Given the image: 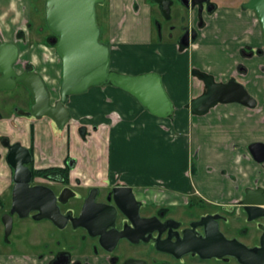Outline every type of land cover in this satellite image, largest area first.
Masks as SVG:
<instances>
[{"label":"crops","instance_id":"obj_1","mask_svg":"<svg viewBox=\"0 0 264 264\" xmlns=\"http://www.w3.org/2000/svg\"><path fill=\"white\" fill-rule=\"evenodd\" d=\"M248 1L214 0L215 12L204 16L205 26L197 42L181 50L173 41L160 42L154 37V8L147 0H111L107 25L112 45L111 69L133 76L160 74L175 107L172 117L158 119L130 94L107 86L73 96L68 105L72 122L82 120L87 127L94 122L100 127L92 134L97 137L92 146L83 145L73 126L70 132L55 135L47 119L16 117L26 121L27 127L10 136L27 148L34 147L38 168L61 166L70 156L79 161L74 176L126 182L140 199L159 206L183 202L195 193L215 201H229L242 198L249 189H264V166L246 150L251 142H264V112L239 104L218 105L204 115L194 114L191 109L192 101L203 92L201 81L193 78L202 56L232 61L216 79L212 70L204 69L203 73L219 82L236 75L240 64L246 65L249 75L240 80L251 95L264 96V88L250 81L258 77V67L264 61L239 60L241 53L261 48L264 40L255 13L241 8ZM26 4V0H0V32L6 42H15L17 31L24 30ZM189 12L194 25L196 11ZM157 50L165 59L155 68L149 60ZM176 51L180 53L177 58ZM184 78L185 85L181 83ZM0 135L7 136L2 132ZM7 187L8 182L0 178V192Z\"/></svg>","mask_w":264,"mask_h":264},{"label":"flooded vegetation","instance_id":"obj_2","mask_svg":"<svg viewBox=\"0 0 264 264\" xmlns=\"http://www.w3.org/2000/svg\"><path fill=\"white\" fill-rule=\"evenodd\" d=\"M108 1L110 3V0H107L106 3ZM150 1L154 3L153 8H158L160 16L164 20H172L173 8L176 6L174 0H169L172 3L170 6L169 17H165L159 4L153 0ZM177 1L182 5L184 10L183 14H178L176 9L174 10L177 25H171L170 32L164 34L161 21L154 17V27L158 41L161 42L165 39L167 41H173L178 45L179 49L186 50L197 42L199 31L205 26L204 16L213 15L216 5L214 0H208L207 2L198 4L193 8L191 7L192 0H189L188 2L190 7L186 6V0ZM99 6H97V8ZM134 6L136 8L135 10H137L138 7L136 5ZM214 6L215 9H213ZM191 9L196 11L197 22L194 25L191 24L190 19L189 10ZM36 11L39 14L37 7ZM208 11H212V13H208ZM38 14L35 13V15ZM97 18L99 22L98 10ZM259 23L261 25L260 21ZM32 24L33 23L30 20H26L24 30L22 28L17 31L15 42H6L3 38V34L0 32V45L3 43L16 44L19 48L20 58L14 66L15 72L18 75H21L23 72L28 71L30 67H33L34 72L38 73L43 78L47 85V89L51 93L47 84L48 79L36 69L32 62H23L21 59L23 53L22 45L27 47L33 45L30 44L29 37L30 30L34 28ZM194 30L197 31V39L195 41H190V46L188 48L182 47L180 41L184 39L187 33H189L191 39ZM41 32H48L49 35L46 40L50 46L56 50V46L51 44V42L55 40V36L47 27L46 16L45 26L38 29V33L41 34ZM26 34H28V36H26ZM102 39L101 41L108 44L112 51L111 43H107ZM241 56L244 57L245 60L258 58L264 61V40L261 48L251 51L247 50L241 53ZM20 65H22V70L18 69ZM258 71V77L255 79L250 78V81H253L256 85L264 88V63L259 65ZM196 72L197 74L194 73L195 77L204 82L207 91L209 86L207 85L206 80L200 79L199 74H204L206 79L212 78L217 84H227L231 81H237L243 84L251 95L246 83L243 80H240V78L242 79L249 75V69L244 64H240L238 66L237 74L231 76L226 81L219 82L206 73L198 70ZM1 76L0 73V77ZM20 86L23 87L22 84H17L14 90L18 89ZM3 91L6 90H0V92ZM25 91H27L28 95L32 97L27 89ZM251 96L257 103L256 107L252 110L264 112V96ZM32 100L33 103L30 105V111L27 112V114H25L26 112H24V114H19L18 111L17 116L20 115L19 117L34 119L35 121L47 119L50 121V124H53V126L57 128L54 121L49 117L36 119L31 116V110L35 104L33 97ZM59 100L60 98L53 100V94H51L50 105L54 106ZM69 103L65 105L67 109ZM218 105L228 104H217L216 106ZM1 117L0 114V118ZM72 120L73 118L71 114L69 122L65 125L64 129H59V133L65 131L70 132V128L74 123L76 133L79 135L85 146L88 142V137L92 135L90 132L97 133L100 130L98 125H93L92 131H90V129L82 122H72ZM31 129V131L34 130L33 126ZM54 131L53 128V132ZM5 138L9 140L10 145L20 143L25 147L21 142L12 141V139L6 135H0V149L3 148L5 151L3 155L0 153V178H3L8 182L6 191L0 192V260L1 257L15 258L21 256L13 253L9 254L12 250L10 248L13 246L15 247L14 250L20 253L21 251H25V247L35 248L37 250L36 252H31V254L24 253L21 257L20 260L27 264H93L94 262H96V264H264V189L262 188L258 187L255 189L263 190L262 197H259V200L262 201L263 204L258 206H247L245 204L247 199V193L245 192L242 198L229 201H215L202 197L199 193H195L187 197L183 202H168L161 207H155L154 204L140 199L135 194L133 188L126 182H113L110 179L96 181L93 177L87 179L88 177L82 175L74 176V171L79 169V161L76 158L68 156L64 159L61 166L38 168L36 166L34 147H29L28 149L33 158L32 162L27 165L32 174L31 187L45 186L51 189L57 197V206L63 216H69L76 219L84 215L82 219V227H79L78 229L72 227L70 221L71 218L68 219L66 224L59 227L48 219L36 220L35 216L39 214V211L32 210L25 218L20 217L18 214L11 213L15 172L7 162V156L10 149L4 145L3 140ZM254 143L264 144L263 141L249 143L246 146V150L250 156L251 153L249 151V146ZM251 158L255 161L252 156ZM3 162L5 165L2 164ZM258 164L264 166V163ZM4 171L6 172V175H4ZM93 182L96 184L92 185ZM125 188H130L132 190L134 198L139 204L137 212L141 223H138L137 225H135L130 218H134L135 213L137 212L136 209L132 207L128 194L118 193L123 207L122 209L117 207L113 200L114 190ZM91 196H94L96 203L101 204L104 207L100 206L88 211L86 204H88L87 201ZM250 198L251 200H255L253 196ZM74 199L79 200L78 208L69 207L71 201ZM148 209L150 212H147ZM151 209L155 210V212L152 213ZM112 211L114 212V219H112L111 222L108 219L107 214ZM8 216L12 219V230L7 236V227L4 218L9 221V218H7ZM153 218L157 223H145V220ZM29 221H31L36 228L29 229L27 227L28 225L25 224ZM142 221H144V223H142ZM19 225H23V236H25L27 240L28 238L30 239V237H33L32 242L27 241L28 243H25L23 239H18L17 241L20 243V246L19 244L14 243L13 237L18 236V234L15 235V231L19 229ZM44 225H48L49 228L53 230L46 231L43 228ZM109 225L110 227L107 228ZM89 227L97 232L96 236L91 235L88 230ZM56 231L64 234L62 239H59V237L56 238V240L54 239ZM42 246L44 248L46 247V250H41L39 248ZM202 246L210 254L209 256H202L199 254V250ZM50 247H52V249ZM2 251L9 255H1Z\"/></svg>","mask_w":264,"mask_h":264},{"label":"water","instance_id":"obj_3","mask_svg":"<svg viewBox=\"0 0 264 264\" xmlns=\"http://www.w3.org/2000/svg\"><path fill=\"white\" fill-rule=\"evenodd\" d=\"M107 0H46L45 16L49 31L55 36L51 42L56 46V53L62 61V82L59 89L60 100L54 106L50 105L51 93L43 78L30 67L28 71L18 75L14 66L19 61L20 52L16 44L3 43L0 45V90L15 89L17 84H22L34 98L35 104L31 110V116L36 119L43 117L51 118L58 129H64L69 122L71 113L65 105L73 96L87 94L92 88L111 86L120 89L134 98L152 116L158 119H168L175 111L164 87L163 78L160 74L152 72L142 75L120 74L111 69V47L102 42V30L97 18V6L104 5ZM160 5L165 17H169L171 1L153 0ZM186 6L190 7L186 0ZM208 0H192L191 7L195 8L198 4H203ZM215 9V6L214 8ZM242 9L255 13L261 22L264 35V0H249L242 5ZM212 13V11H208ZM197 39V31L192 32L190 39L187 33L180 45L184 48L190 46V41ZM200 79L206 80L209 89L203 96L196 98L191 109L194 114L204 115L217 104H239L248 108L256 107L255 99L249 94L246 87L237 82L231 81L227 84H217L212 78H207L204 74H199ZM4 145L10 149L7 162L14 169V189L12 214H18L25 218L32 210L39 211L35 216L36 220L48 219L57 226L62 227L66 224L69 216H63L57 206V197L51 189L45 186L31 187L32 174L27 167L33 158L28 148L20 143L9 144V140H3ZM251 156L258 163H264V144L254 143L249 146ZM73 166V165H72ZM118 193L128 194L133 208L138 211L139 204L136 202L130 188L115 189L114 203L122 209ZM247 206L262 205L259 200L263 190L246 191ZM255 200H251L250 197ZM258 199V200H257ZM86 208L104 207L95 202L94 196L87 201ZM114 211V210H113ZM107 214L112 222L114 212ZM71 218L72 227L78 229L82 227V219ZM9 221L4 218L7 227V236L12 230V219ZM135 225L141 223L138 212L134 218L130 217ZM157 223L156 220L148 219L145 223ZM144 223V221H142ZM202 224V223H201ZM112 225V224H110ZM110 225L107 227L109 228ZM105 228V227H104ZM91 235L96 236L97 232L93 228H88ZM202 256L210 254L202 246L199 250Z\"/></svg>","mask_w":264,"mask_h":264},{"label":"rangeland","instance_id":"obj_4","mask_svg":"<svg viewBox=\"0 0 264 264\" xmlns=\"http://www.w3.org/2000/svg\"><path fill=\"white\" fill-rule=\"evenodd\" d=\"M30 1H31V3H30ZM174 1H175L176 6H175V8H173V17H172L171 21L164 20L160 16V12H159L158 8L157 7L154 8V16L153 17H155L156 19H159L161 21L164 34H167L168 32H170V30H171L170 26L171 25H177V20H175L176 15L174 14V10L176 9L178 14L184 13L182 5L177 0H174ZM26 3L27 4H26L25 8H27V12H28V17L26 19L30 20L33 23L32 25L34 27L29 32L30 44L31 45L33 44L34 46L32 45L30 47H27V46L22 45V52L23 53H22L21 59L23 62H26V61L32 62L35 65L36 69L39 72H41L44 77H46L48 79L47 84L51 90V94H53V100H57L60 98L59 89L61 87L62 63H61L59 56L56 53L55 48L50 46V44L46 40L47 36L49 35L48 32L47 33L41 32V34L38 33V29L39 28L41 29V27L45 26V14H44L45 0H26ZM148 4L151 7L154 6V3L151 2L150 0H148ZM36 7L39 10V14L36 11ZM241 8H242V6H241ZM110 9H111V0H110V3L108 1L105 5L99 6L97 8L98 16H99V24H100V27L103 31V39L102 40L107 42V43H110V38H111V35L108 32V26H107L108 25L107 17H108V12L110 13ZM35 13L38 15H35ZM153 28H154V26H153ZM153 35L155 38L157 37L155 30H154ZM26 36H28V34H26ZM156 54L157 55L155 57H153V60L152 59L149 60V61H152L151 65L155 68L159 64L160 60L165 59V57L162 56L163 53H161L160 50H157ZM179 56H180V53L178 51H176V58ZM239 60L244 61V57H239ZM195 61H197V57H195ZM230 62H232V61H230V59H229V61L224 59L223 57H221V59H220V56H215V57L214 56H209V57L202 56L200 59V65H199V62L197 64L200 66L199 71H201V72H205L206 69L212 70L215 74V75L213 74L212 76L215 78L218 74H220L222 72L223 67H225L227 64H230ZM172 65H173V63H172ZM174 65H175V63H174ZM176 65H178V62L176 63ZM18 69L22 70V65H20L18 67ZM122 74H124V73H122ZM126 75H131V74H126ZM137 75H139V74H137ZM194 76H193V78H196V81H198L197 80L198 78L194 77ZM181 83L183 85H185L186 79L185 78L181 79ZM200 84L203 85V90H202L203 92H201V93L205 94L207 91V87L204 85V82H202V81L200 82ZM23 87L20 86L16 90L12 89V90H6L3 92H0V114L2 116L0 118V132H2V134H7V136L9 138H11L12 141H14L13 140L14 134H16L17 131H19V129L25 130L27 127L25 124L26 121L21 122L20 119L18 120L16 118V117L20 116V115L17 116L18 111H19V114H24V112H26L25 114H27V112L30 111L31 103H33L32 97L28 95L27 91H25L26 88L25 87L23 88ZM95 91H97V90H95ZM183 91L185 92L184 88H183ZM229 105L235 106L236 104H229ZM14 118L17 120H14ZM18 121H19V123H17ZM80 122H82L83 124L85 123L82 120H80ZM93 123L94 122H92L88 125L89 126L88 128L90 129V131H92ZM51 125H52L51 126L52 129L54 128V130H55L54 131L55 135H60L59 134L60 130L55 128L53 126V124H51ZM94 125H96V124H94ZM74 126L75 125L73 124V129H75ZM16 128H17V130H16ZM12 129H14L15 132H10V130H12ZM11 133L13 134V136H10ZM28 134H29V132H28ZM90 134H93V132H90ZM96 141H97V137L96 136L93 137V135H90L88 137V142L86 145L92 146L93 144L96 143ZM0 153L2 155L5 153L3 148L0 149ZM193 158H194V162H193L194 168L196 169L197 165H198L197 160H196V156L194 155ZM2 164H4V162ZM195 174H197L196 171H195ZM93 184H96V183L93 182L92 185ZM154 205H155V207H161L159 205H156L155 203H154ZM78 206H79V200H75V199L72 200L70 205H69V207H71V208H78ZM148 210H147V212H150V210L149 211ZM151 211H152V213L155 212V210H152V209H151ZM25 224L28 225L27 227L29 229L36 228V226L31 221L26 222ZM18 227H19V229L15 231V235L18 234V236L13 237L14 243L19 244V246H20V243L17 241L18 239H23V241L25 243L32 242L33 237H30V239L28 238V240H27V238H25V236H23V231H24L23 225L22 226L19 225ZM43 228L46 231L53 230V229H50L48 225H44ZM21 233H22V236H21ZM63 235H64L63 233L56 231V235H55L54 239L56 240V238H58V237H59V239H62ZM39 248L41 250H46V247L44 248L43 246L39 247ZM50 248L52 249V247H50ZM10 249H12V250L10 251L9 254L13 253L15 255H21V256L15 257V258L1 257V260H0L1 264H22V263L27 264L26 262L20 260L21 257L24 255V253L31 254V252L37 251L35 248L33 249V248H29V247H25V251H21V253L14 250L15 247H13V246H11ZM9 254L2 251L1 255H9ZM93 264H96V262H94Z\"/></svg>","mask_w":264,"mask_h":264},{"label":"trees","instance_id":"obj_5","mask_svg":"<svg viewBox=\"0 0 264 264\" xmlns=\"http://www.w3.org/2000/svg\"><path fill=\"white\" fill-rule=\"evenodd\" d=\"M194 73H195V74H197V72H196V71H194Z\"/></svg>","mask_w":264,"mask_h":264}]
</instances>
